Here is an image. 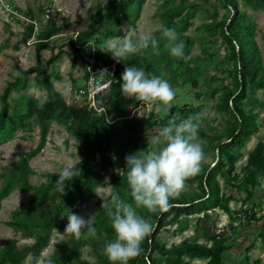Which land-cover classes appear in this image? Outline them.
I'll use <instances>...</instances> for the list:
<instances>
[{
    "label": "rangeland",
    "instance_id": "1",
    "mask_svg": "<svg viewBox=\"0 0 264 264\" xmlns=\"http://www.w3.org/2000/svg\"><path fill=\"white\" fill-rule=\"evenodd\" d=\"M110 1L0 0V109L4 87L15 83L0 126V192L10 184L0 196V264H8V252L18 254L16 264H147L137 248L149 214L167 196L200 194L202 174L218 157L232 162L227 179L225 166L215 175L219 205L164 217L155 233L164 249L183 240L214 246L212 258L151 257L157 264H264V88L245 86L242 102L252 101L243 108L255 115V128L243 145L213 147L233 121L220 102L233 82L220 31L232 8L224 0H143L139 7V0H117L123 13L93 24ZM234 2L246 18L239 30L246 26L253 41L254 67L263 71L264 2ZM92 26V35L78 36ZM36 67H45L70 108L65 122L39 121L46 88ZM123 82L133 88L118 97L113 87ZM83 112L103 113L96 144L107 142L111 156L91 196L76 191L84 168L76 167L80 141L67 129Z\"/></svg>",
    "mask_w": 264,
    "mask_h": 264
},
{
    "label": "trees",
    "instance_id": "2",
    "mask_svg": "<svg viewBox=\"0 0 264 264\" xmlns=\"http://www.w3.org/2000/svg\"><path fill=\"white\" fill-rule=\"evenodd\" d=\"M117 0H111L105 9V13L100 16H95L93 24L99 22L103 18H108L111 13L116 10L123 13L122 8L117 9L115 6ZM141 1V2H140ZM143 0H139L137 7L140 6ZM250 1V0H247ZM257 6L263 4L264 0H254ZM224 5L226 7H231L232 12L230 16L225 17L221 20L220 31L222 37L225 39L229 46V56L233 65V82L231 87H226L221 94V104L224 107L230 109L233 114V121L224 132L218 136V140L215 142L214 146L216 149L223 150L230 146L231 144L241 147L243 142L248 139V137L253 133L254 117L255 115L251 110H245L243 105L252 101V99H247L244 102L242 100L246 96L245 86L247 84L255 85L260 88H264V70L259 71L254 67L253 57L255 55L254 44L250 36H246L245 31L246 26H242V31L239 30L240 23L244 22L245 15L238 10L234 0H224ZM93 33V26L89 30H84L78 34L79 37H88ZM236 47V48H235ZM36 74L42 77V82L46 88V96L42 107L38 112L39 121L44 124L46 120H54L57 122H65L67 119V113H69L70 108H68L62 98L53 88L51 82L47 75H45V67L34 68ZM26 71H20V75H26ZM15 85V83H8L1 94L2 106L0 109V126L3 123V119L6 115L7 101L6 97L9 90ZM116 89V95L119 97L121 93L125 90L133 88V86L127 82L117 83L113 87ZM110 108V110L116 109ZM75 126L71 123L67 124V129L71 131L80 141L79 155L81 160L76 164V167H83L84 171L76 178L78 181L77 192H85L87 196L92 195V185L100 180L105 173L107 165L110 163V153L108 149V143L103 142L102 146L96 144L95 132L94 130L99 127L105 128L106 121L103 113L98 116L93 117L86 112L82 113V117L76 122ZM46 134V130L42 127L41 130V143L43 145V138ZM228 139L227 142L225 140ZM20 173L23 175L26 172V161H21ZM232 162L225 163L221 158L214 160L212 167L207 168L202 174L203 185L201 187L200 194L194 192H181L179 196H167L161 200L153 209V212L149 214V229L155 224V228L152 232L147 231L145 238L142 241L138 249V253L142 254V258L146 260L147 264H157L156 260L151 257L153 251L158 254H165L170 252L172 255L176 256L179 251H185L187 253L194 254H207L210 259L214 254V246L205 247L194 242H187L185 240L179 242V244L171 246L168 249L164 247L155 240L156 230L162 225L163 218L169 215L178 216L179 213L191 214L194 211H202L207 207H215L219 205V188L217 181L215 180L216 173L225 166L226 169V179L228 178L229 167H231ZM225 171V170H224ZM224 174V173H223ZM55 181H59V176H55ZM75 181V182H76ZM10 184H6L1 192L0 196L6 194ZM61 200L56 205L60 210L65 209L68 202ZM64 203L61 207L60 204ZM64 206V207H63ZM73 209L68 210L72 213ZM67 212V213H68ZM67 215V214H65ZM46 237H42L35 241L32 247L40 245L41 242L45 241ZM123 252H118V257H122ZM8 260V264H16L18 260V254L10 253L4 255L2 261Z\"/></svg>",
    "mask_w": 264,
    "mask_h": 264
},
{
    "label": "built area",
    "instance_id": "3",
    "mask_svg": "<svg viewBox=\"0 0 264 264\" xmlns=\"http://www.w3.org/2000/svg\"><path fill=\"white\" fill-rule=\"evenodd\" d=\"M92 101V100H91Z\"/></svg>",
    "mask_w": 264,
    "mask_h": 264
}]
</instances>
